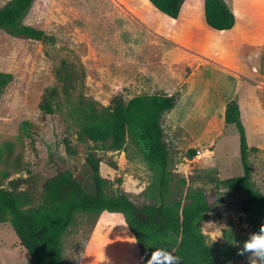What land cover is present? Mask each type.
<instances>
[{
	"label": "rangeland",
	"instance_id": "obj_1",
	"mask_svg": "<svg viewBox=\"0 0 264 264\" xmlns=\"http://www.w3.org/2000/svg\"><path fill=\"white\" fill-rule=\"evenodd\" d=\"M8 1L0 0V7ZM227 1L237 17H252L240 21L237 40L189 18L202 0H184L178 20L148 0H34L23 23L53 42L13 38L0 30V72L13 77L0 99V146L11 145L0 161V175H7L3 187L25 180L18 191L29 195L32 206L40 202L44 181L59 169L70 170L86 187L85 160L94 152L111 191L136 205L157 204V171L130 136L121 151L110 152L79 142L76 132L89 105L106 108L117 95L125 100L171 95L174 107L160 119L170 174L166 204H184L191 192L209 194L218 180L242 175L237 131L224 122L230 101L240 110L251 184L264 195V0ZM51 88L57 92L53 114L43 115L41 97ZM66 139L75 155L66 152ZM200 230L208 246L229 243L237 251L256 232L231 204L213 207ZM62 245L66 264H142L119 214H75ZM29 262L10 224H0V264ZM227 264H247L246 255Z\"/></svg>",
	"mask_w": 264,
	"mask_h": 264
},
{
	"label": "trees",
	"instance_id": "obj_2",
	"mask_svg": "<svg viewBox=\"0 0 264 264\" xmlns=\"http://www.w3.org/2000/svg\"><path fill=\"white\" fill-rule=\"evenodd\" d=\"M148 1L156 11L174 20L184 0ZM33 2L10 0L0 7V30L13 38L51 43L53 37L23 23ZM203 13L207 29L226 31L235 24V17L223 0H203ZM12 78V74L0 72V99ZM56 95L54 88L43 93L39 104L43 115L53 114ZM174 104L171 95H141L128 100L117 95L106 108L89 105L83 109L76 132L79 142L101 144L110 152L121 151L130 136L144 161L157 171V204L136 205L125 194L111 191L109 182L100 175V159L94 152H89L85 160L88 186L70 170L59 169L44 181L36 206L31 205L26 192L18 191L25 180H9L4 188L2 179L7 175H0V224H10L19 245L29 256V264H66L62 237L80 212L119 214L132 235L142 264H147V255L157 248L171 252L178 258V264H227L241 257L229 243L208 246L200 230L201 220L217 205L236 207L246 215L254 231L259 230L264 218V195L251 184L248 147L238 105L235 101L226 105L224 122L235 126L237 131L242 175L218 180L216 189L209 194L194 191L186 203L169 206L165 202L169 160L160 119ZM64 146L67 153L76 154L67 139ZM5 152L11 153L8 143L0 146V161ZM219 188L226 193H219Z\"/></svg>",
	"mask_w": 264,
	"mask_h": 264
},
{
	"label": "clouds",
	"instance_id": "obj_3",
	"mask_svg": "<svg viewBox=\"0 0 264 264\" xmlns=\"http://www.w3.org/2000/svg\"><path fill=\"white\" fill-rule=\"evenodd\" d=\"M238 255H246L247 264H264V224L258 231L249 233ZM147 264H178V258L166 249L157 248L147 255Z\"/></svg>",
	"mask_w": 264,
	"mask_h": 264
},
{
	"label": "crops",
	"instance_id": "obj_4",
	"mask_svg": "<svg viewBox=\"0 0 264 264\" xmlns=\"http://www.w3.org/2000/svg\"><path fill=\"white\" fill-rule=\"evenodd\" d=\"M224 1H225V3L227 4V6L229 7V9L231 10V12L233 13V15L235 17V24H234V26L230 30H226V31H216V30H213L211 28L210 29L213 30V31H215V32H222L223 35H225V37H227V38H231V39H234V40L240 39L241 38V35H239L238 34L239 32H237V29L239 27L240 21L242 23L243 22H246L247 23V22H250L251 21L252 17H244V16L237 17L236 16V13H234V10L230 7V4L228 3V1L227 0H224ZM201 4H202V6L200 7V9L198 10V13H196V15H195V10L194 9H191V14L188 15V16H189L190 19L196 18L201 24H203V25L205 24L206 25L205 19H204V13H203V0H202V3ZM245 14H248V13L246 12ZM178 16H180V13H179ZM176 20H178V19H176ZM247 25H249V24H247ZM254 28H255L254 25H252L251 28L248 31H246L247 34L249 35V38L255 32ZM242 34H243V40H247L248 39V35L245 34V33H242ZM260 36L264 39V36L263 35H260ZM260 36L259 35H256L255 36V39L257 40V42H262L263 41V39ZM243 40H241V41H243Z\"/></svg>",
	"mask_w": 264,
	"mask_h": 264
}]
</instances>
